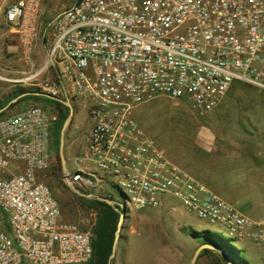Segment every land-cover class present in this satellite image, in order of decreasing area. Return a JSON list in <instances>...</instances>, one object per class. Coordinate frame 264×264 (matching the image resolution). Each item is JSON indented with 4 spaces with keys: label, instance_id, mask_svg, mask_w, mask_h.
<instances>
[{
    "label": "built area",
    "instance_id": "2783aa9c",
    "mask_svg": "<svg viewBox=\"0 0 264 264\" xmlns=\"http://www.w3.org/2000/svg\"><path fill=\"white\" fill-rule=\"evenodd\" d=\"M40 4L0 0L7 25L24 33ZM52 28L47 65L61 81L43 82L39 93L75 102L91 120L76 159L80 169L66 178L85 193L114 182L125 198L116 203L126 211L176 200L232 239L264 248V222L170 163L133 120V110L158 95L209 112L236 82L264 91V0H76L54 17ZM56 121L41 106L0 121V264H89L94 258L92 230L64 221L38 178L54 161Z\"/></svg>",
    "mask_w": 264,
    "mask_h": 264
},
{
    "label": "rangeland",
    "instance_id": "374dc122",
    "mask_svg": "<svg viewBox=\"0 0 264 264\" xmlns=\"http://www.w3.org/2000/svg\"><path fill=\"white\" fill-rule=\"evenodd\" d=\"M76 0H41L40 10L28 33L20 27L11 28L5 20L4 7H0V108H5L23 89L37 92L45 81L56 82L55 70L48 66L49 51L53 42L52 20L69 8ZM39 73L38 76L36 74ZM49 74L54 77L49 78ZM37 84L39 86H31ZM28 98L2 113L0 121L26 109L41 106L57 117L56 125L65 114L58 102L45 97ZM257 114L264 124V91L256 94ZM74 108L72 121L65 133L64 156L70 173L80 168L76 159L87 141L91 120L87 114L71 102ZM0 109V110H1ZM1 113V114H2ZM133 120L145 138L173 165L206 185L207 154L198 147V137L214 128V113L194 111L186 101L158 95L133 110ZM224 126V125H223ZM264 126V125H263ZM254 139L247 142V154L257 153ZM54 144V143H53ZM54 161L50 168L38 173V178L50 188L58 201L64 221L72 222L82 230H89L95 223L96 213L81 208L65 183L59 152L53 148ZM264 162V148L258 151ZM12 168V167H11ZM264 168V164H263ZM101 177L105 178L103 174ZM90 194L124 204L123 193L112 181H106ZM259 206L246 216L256 222H264V192ZM120 232L115 258L111 264H192L200 247L196 233L208 231L229 241L246 264H264V248L250 240L238 241L229 236L221 225L198 220L183 211L180 203L167 199L163 208L128 210ZM221 244V240L215 239ZM195 264H216L212 256L197 259ZM222 264V263H221Z\"/></svg>",
    "mask_w": 264,
    "mask_h": 264
},
{
    "label": "crops",
    "instance_id": "0c3cea01",
    "mask_svg": "<svg viewBox=\"0 0 264 264\" xmlns=\"http://www.w3.org/2000/svg\"><path fill=\"white\" fill-rule=\"evenodd\" d=\"M54 70L57 81H61ZM256 94H260L259 89L234 83L219 106L209 111L214 113L213 130L197 140L208 157L206 185L197 181L244 215L260 205L264 192V162L258 152L264 148V124L257 115L261 108ZM250 139L256 142L253 147L257 153L247 154Z\"/></svg>",
    "mask_w": 264,
    "mask_h": 264
},
{
    "label": "trees",
    "instance_id": "16d2710c",
    "mask_svg": "<svg viewBox=\"0 0 264 264\" xmlns=\"http://www.w3.org/2000/svg\"><path fill=\"white\" fill-rule=\"evenodd\" d=\"M25 93H39V90L35 92V91L23 89L20 93L16 94L13 99ZM28 98H37V97L33 95L26 96L20 99L17 103L24 101ZM59 105L62 107L65 114L61 116L59 123L56 125V127H54L53 137H52V148H55L58 152L60 148L61 130L70 113L67 107H65L60 103ZM13 106H15V104L11 105L10 107ZM3 114L4 113L0 114V118L3 116ZM73 196L76 199L77 204L81 208L91 210L96 213V220L91 228L93 233L94 258L89 264H108L110 255L112 253L114 237H115V232L117 230L120 213L116 211L115 208L105 203L95 200H88L79 197L75 194H73ZM106 199L114 201L109 196H107ZM117 208L119 209V207ZM195 235H197V241L200 244V246L202 245L214 246L216 248L226 251L231 256L235 264H246V260H244V258L240 255V251L234 248L229 241L224 240L221 236H218L208 231L199 232L196 233ZM215 239L221 240L225 244L223 245L219 241H215ZM204 256H212L215 259L216 264H221L223 262L222 259L217 254H215L213 251L208 249L204 250L200 254L199 259H201Z\"/></svg>",
    "mask_w": 264,
    "mask_h": 264
},
{
    "label": "water",
    "instance_id": "95a60500",
    "mask_svg": "<svg viewBox=\"0 0 264 264\" xmlns=\"http://www.w3.org/2000/svg\"><path fill=\"white\" fill-rule=\"evenodd\" d=\"M41 96V97H45L47 99H50V100H53V101H56L62 105H64L65 107H67L70 111L69 113V116L68 118L66 119L64 125H63V128L61 130V134H60V148H59V155H60V160H61V165H62V172H63V176H64V179H65V183L67 185V187L69 188V190L79 196V197H82V198H85V199H88V200H95V201H99V202H102V203H105L113 208L116 209V211H118L120 213V217H119V221H118V225H117V230L115 232V237H114V244H113V248H112V253L110 255V258H109V262L108 264H111V262L113 261V259L115 258V254H116V247H117V244H118V241H119V238H120V232H121V229L123 227V224L127 218V215H126V209L125 207H119L117 205L116 202L114 201H111L109 199H106L104 197H101V196H98V195H94V194H90V193H85L83 191H81L80 189H78L71 181H69L66 177H67V173H68V170H67V166H66V161H65V156H64V146H65V133H66V130L68 129L71 121H72V117L74 115V108L72 106L71 103H69L68 101H62L58 98H54V97H51L49 95H46V94H40V93H25V94H22L20 96H18L17 98L13 99L5 108L1 109L0 110V114L5 111L7 108H9L11 105L17 103L20 99H22L23 97H26V96ZM119 207V209L117 208ZM211 250L213 251L215 254H217L221 259H222V264H235L233 259L231 258V256L224 250H221L219 248H216L214 246H210V245H202L200 246L195 254H194V257H193V260H192V264H195L198 257L200 256V254L204 251V250Z\"/></svg>",
    "mask_w": 264,
    "mask_h": 264
}]
</instances>
